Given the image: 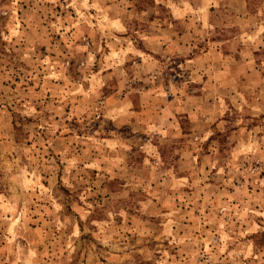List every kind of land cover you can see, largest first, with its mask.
Here are the masks:
<instances>
[{
    "label": "rangeland",
    "instance_id": "374dc122",
    "mask_svg": "<svg viewBox=\"0 0 264 264\" xmlns=\"http://www.w3.org/2000/svg\"><path fill=\"white\" fill-rule=\"evenodd\" d=\"M178 1L0 0V264H264V0L192 23L247 63L216 127L163 116L179 57L141 60Z\"/></svg>",
    "mask_w": 264,
    "mask_h": 264
},
{
    "label": "crops",
    "instance_id": "0c3cea01",
    "mask_svg": "<svg viewBox=\"0 0 264 264\" xmlns=\"http://www.w3.org/2000/svg\"><path fill=\"white\" fill-rule=\"evenodd\" d=\"M189 5L188 0L178 1V11L163 17L153 7L145 20L148 30L134 32L142 45L140 52L144 51L141 60L148 66L157 67V55L169 54L180 58L174 73L168 75L169 90L175 97H169L164 103L161 109L163 116L168 118L182 112L183 117L201 120L200 123L212 120L216 127V91L220 86L233 84L238 71L245 70L247 63L244 58L237 60L243 50L237 43L238 36L217 38L214 34L202 47L198 33L191 27L197 20L210 23L211 12L217 6L216 0H206L207 10L202 19L195 10L190 12ZM127 38L128 35L122 36L120 41ZM180 87L187 90L182 91ZM180 91L185 93L184 97H176Z\"/></svg>",
    "mask_w": 264,
    "mask_h": 264
}]
</instances>
